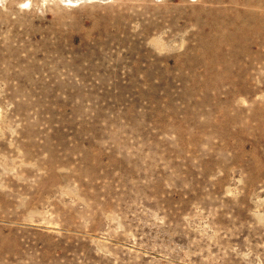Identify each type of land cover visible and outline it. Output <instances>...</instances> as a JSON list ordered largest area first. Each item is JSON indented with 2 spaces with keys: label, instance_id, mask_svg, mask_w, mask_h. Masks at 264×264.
Here are the masks:
<instances>
[{
  "label": "rangeland",
  "instance_id": "obj_1",
  "mask_svg": "<svg viewBox=\"0 0 264 264\" xmlns=\"http://www.w3.org/2000/svg\"><path fill=\"white\" fill-rule=\"evenodd\" d=\"M0 264H264V0H0Z\"/></svg>",
  "mask_w": 264,
  "mask_h": 264
}]
</instances>
